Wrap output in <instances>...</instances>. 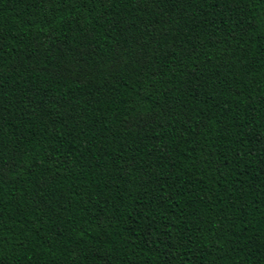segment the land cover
Here are the masks:
<instances>
[{"label":"trees","instance_id":"16d2710c","mask_svg":"<svg viewBox=\"0 0 264 264\" xmlns=\"http://www.w3.org/2000/svg\"><path fill=\"white\" fill-rule=\"evenodd\" d=\"M0 264H264V0H0Z\"/></svg>","mask_w":264,"mask_h":264}]
</instances>
